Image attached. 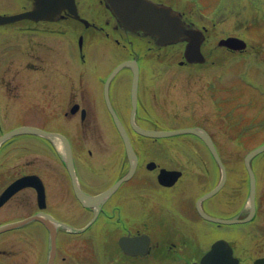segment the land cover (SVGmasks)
Wrapping results in <instances>:
<instances>
[{"label": "rangeland", "instance_id": "374dc122", "mask_svg": "<svg viewBox=\"0 0 264 264\" xmlns=\"http://www.w3.org/2000/svg\"><path fill=\"white\" fill-rule=\"evenodd\" d=\"M163 1L182 9L185 16L198 25L207 27V40L203 46L207 60L198 64H181L180 61L184 60L182 45L160 49L150 42L138 39V46L142 43L144 49L147 48L146 59H149L151 64L150 70L148 64L144 66L141 94L145 112L141 113L153 122L150 123L148 120L141 122L149 126L157 124L156 127L159 128L185 127L192 124L203 126L213 135L221 152L228 155L229 159H234L233 162L230 161L231 166L234 163L239 165L237 158L241 160L249 149L264 142V0H234L232 7L227 0H205L204 3L207 4L204 8L205 12L197 10L195 0ZM28 2L29 0H0V14H10ZM82 5L81 11L89 19L94 18L96 23L99 22L95 17L96 12H100V17L104 14V18H108L106 16L109 13L104 10L106 6L101 0H83ZM77 23L73 21L43 22L35 26L36 23L22 20L0 25V74L6 82L12 81L9 82L12 88L20 87L18 84L22 82L26 84V87L29 86V81L34 82L32 78L35 77L29 79L28 75L36 74L37 113H31L28 122L38 127L53 128L56 123L54 115L61 114L60 117H65L63 121L67 123L66 120L71 118L78 129L80 114L76 116L70 113L64 114L67 104L79 102L83 106L90 107L91 115L81 125V132L86 145L90 146L92 143L96 151V160L106 162L105 156L109 157L107 164L110 166L101 165L97 169V173L100 174L104 172V169L111 167L105 174L104 185L107 186L120 170L119 160L122 159V155L117 149L118 152L115 151V154L109 156L113 146L116 150V145L111 139L116 134L115 140H118L117 133L113 131L111 136L109 130L112 124L109 117L103 114V108L100 109L97 105L101 104L99 94L102 92L103 83L100 77H103L102 74L109 69V64L106 62L109 60L113 64L117 63L118 60L114 61V59L120 51L118 49L108 51L107 49L111 46L96 42L93 37H89L95 34L93 30L87 29L83 33L86 35L84 50L89 67L86 62L83 65L80 64V53L77 48L80 28H76L79 26ZM83 29L86 28L83 26ZM43 30L55 33L51 34ZM57 32L59 33L56 34ZM227 35L244 37L249 43V48L240 52L219 45V39ZM257 45L260 48H257ZM103 70L105 72L99 78L93 76V73H100ZM130 84V76L123 78L114 86L113 92L118 106L122 104L120 109L125 118L127 117L124 108L125 99H129ZM1 93L2 88H0V104ZM6 108L10 110V113L15 111L14 106L6 105ZM56 126H58L57 123ZM70 131L75 132V129L70 128ZM140 138L134 136L135 140L151 144L148 143L149 140ZM184 140H186L184 136L160 140L158 143L151 144L155 149L145 157H155L169 168L182 169L179 162L196 165V158L191 154L188 156L189 153H193L192 150L181 149ZM43 145L46 144L43 143ZM136 145L138 149L142 148L137 141ZM163 147L169 148L165 158L161 156ZM186 148H188L187 145ZM144 149H147V146L144 145ZM46 153L47 150L41 148V157L38 156L42 164L49 168L55 167L53 160ZM29 154L37 156L38 152L34 153L31 150ZM261 161L264 162V157ZM195 168L198 169L197 166ZM195 168H189L190 170L187 171L195 174ZM79 172L83 178H87L85 184L92 187L93 179L91 182L88 181L91 179L90 175L83 173L82 169ZM259 173L260 212L258 218L250 224H255V227L247 226L246 231L236 227H218L217 224L197 217L193 221L185 222V229L191 228L190 232L193 234L187 238H191L193 243L196 242L201 246L200 254L206 251L218 236H228L239 249L247 247L248 244L257 249L262 247L258 244L264 233V168L260 169ZM198 174L197 172L196 175ZM204 178L205 176L202 175L200 180ZM183 183L186 187H181ZM229 183L225 189L226 193L230 191L232 185L234 190L236 189L235 180ZM140 184L141 182L136 180L132 186ZM177 184L173 188L162 187L155 183V180L149 179L146 186L153 191L154 204L151 205V211L146 220L150 224L149 232L161 243L165 242L163 249L166 250V246H170L174 250L171 252L174 256L181 255L184 258V254L188 253L187 248L183 253L181 240L176 236V229L183 227V216L186 218L188 215L187 207L195 213L192 201L206 188L197 183L196 194L189 195L191 201L189 202L181 195L182 192L188 191V194L192 192V182L185 179L180 182L181 185ZM177 186L178 189H176ZM94 190L99 189L94 188ZM157 194L163 195L167 202L159 200ZM246 197V186H244L243 193L235 195L238 199L234 202L238 201L242 206ZM211 206L219 210L227 208L220 199H214ZM135 208L137 209L136 205ZM141 211L142 214L146 213L144 205L138 207L137 212ZM88 216L89 214H86V219ZM129 220L135 222L136 215ZM137 220L139 223V219ZM254 231H257L260 236L252 235ZM110 235L114 237V233ZM59 255L57 264H63V254ZM68 259H71V256L64 264H68ZM187 262L186 259V261L172 262V264H187ZM70 264L74 262L71 260Z\"/></svg>", "mask_w": 264, "mask_h": 264}, {"label": "flooded vegetation", "instance_id": "af4514ba", "mask_svg": "<svg viewBox=\"0 0 264 264\" xmlns=\"http://www.w3.org/2000/svg\"><path fill=\"white\" fill-rule=\"evenodd\" d=\"M104 28L102 26L100 31ZM125 33L128 34L127 32ZM107 35L109 36L108 33ZM125 46L127 44H124L123 47ZM126 53L132 57H139L141 54L138 50ZM139 62L140 66H142V60H139ZM126 69L130 70L129 68ZM33 76H35V78H32L34 82L30 83L29 81V86L26 87L25 83L22 82V84H18L20 87L14 86L15 88H12L9 84L12 81L6 82L3 75L1 76L0 74V88H2L0 128L4 124L24 123L32 112H37V77L36 74H33ZM27 97L28 101H26ZM6 105L14 106L15 111H11L10 113ZM105 107L106 105H104ZM83 109H85L83 116V120H85L91 115V110L89 106L81 107L80 116ZM55 120L58 124L57 127H59L62 119L56 118ZM70 123L72 122H67V125ZM59 131L65 133V129ZM68 137L72 142L73 139L69 135ZM83 154L84 152L79 157H82L83 161L88 164V160L84 158ZM89 154H91V151H89ZM196 154L200 157L206 156L201 153ZM39 156L37 155V159H35L33 164L26 161L25 148L21 143L16 146L12 143L11 148H8L5 153L3 151L0 155V196L5 190L9 189L15 180L30 173L38 174L43 179L46 195V201L42 202L39 199L37 189L29 186L21 188L12 195L5 197L0 203V226L2 227L37 213L45 212L51 215L58 225V247L55 264H57L60 258L59 254H63V264L67 262L69 256H71L72 260H76L74 264H132L131 260L132 258H136V255L126 253L118 245L119 254L115 257L106 256L103 243L107 239L105 235L107 231H118V239L121 235L132 234L131 230L133 226L132 224L128 225L127 222H115L116 225L114 227L107 225L108 221H115L112 218L117 219L121 207H124L121 196L122 192H119L120 190L117 191L100 208L99 215L87 229L81 232H74L69 226L83 227L87 225L91 220V214H95V210L84 207L77 200L71 177L63 163H60L59 168H49L47 165L42 164ZM53 162L56 166V159ZM106 162H109V157ZM212 162L213 164H217L215 160H212ZM120 163L119 161V165ZM139 165L143 170L144 159L142 156ZM87 167L91 170L95 166L91 167L87 165ZM110 168L104 169V172L100 174L97 173V169L92 170L91 173H88L91 177L88 181L91 182L93 179L94 184L97 182L101 183L106 179L105 174L109 172ZM77 177L81 187L87 192L91 191V187L85 184L86 179L78 174ZM132 183L125 185L123 188L121 187L125 192L123 199H127L130 194L138 190V186H132ZM112 198L115 200L113 203ZM86 214H89L87 219ZM50 222L51 220L47 218H44V220L38 218L23 225L2 229L0 231V264H47L48 253L50 251V227L48 225ZM238 252L236 251L235 255L239 258L240 264H255V259L250 262L247 258L248 250H245L244 253L243 251ZM71 259H68V264H70ZM81 259L84 260L83 263H80Z\"/></svg>", "mask_w": 264, "mask_h": 264}, {"label": "water", "instance_id": "95a60500", "mask_svg": "<svg viewBox=\"0 0 264 264\" xmlns=\"http://www.w3.org/2000/svg\"><path fill=\"white\" fill-rule=\"evenodd\" d=\"M107 5L111 8L113 13L118 18L119 22L126 28H130L134 31H142L146 34L152 35L156 38L158 44H171L176 42H186L184 55L187 61L189 62H202L205 60V56L201 50L203 41L205 40V33L203 29L199 27L192 26L188 24L182 16V12L175 10L172 6L156 2L154 0H106ZM63 10H69L74 13L76 17H79L77 13V4L76 0H35L34 6L31 10L23 11L17 14L11 15H0V24L14 22L23 18H31L34 20H54L60 17ZM220 44L226 45L233 49H243L246 46V41L238 36H229L227 38H222ZM131 65L133 69V83H132V101H133V111H132V125L137 132L152 137H163L169 136L182 132H192L201 136L206 143L208 144L210 150L218 160L219 164L222 167V178L218 185L205 195L210 196L217 192L225 183L226 180V169L223 165L217 149L211 139L209 133L199 127H187V128H178L172 130H156V129H147L142 128L135 124L134 115L137 105V89L139 81V65L136 60L125 61L119 64L111 74L108 76L105 82V97L109 110L112 114L114 122L117 126L118 131L120 132L127 152L130 158L131 167L128 174L114 183L108 190L104 191L101 194L91 196L83 193L81 190L77 189V193L84 201V203L91 205L98 202H103L117 187L120 183L129 178L136 169L137 163V154L133 149L131 144V139L125 128L124 124L120 120L118 114L112 107V104L108 97V88L109 84L114 77V75L125 65ZM17 132H36L45 136L59 135L62 137L65 148L68 165L73 172V161H72V150L70 143L67 138L61 134H55L53 132H48L40 128L34 127H21L10 134ZM264 151V145L259 146L251 150L245 157V163L247 165L249 175H250V191H249V205L251 206V211L248 217H252L255 213L256 206V177L255 173L250 165L251 159L258 153ZM161 176H172L175 178L177 172L175 171H165L163 170ZM205 216L211 220L219 222H236L240 221L238 218L234 217L231 219H219L209 215ZM124 241L122 244L124 245ZM223 243V244H222ZM202 264H236V260L233 257L232 250L226 242H216L212 249L202 258Z\"/></svg>", "mask_w": 264, "mask_h": 264}, {"label": "trees", "instance_id": "16d2710c", "mask_svg": "<svg viewBox=\"0 0 264 264\" xmlns=\"http://www.w3.org/2000/svg\"><path fill=\"white\" fill-rule=\"evenodd\" d=\"M204 1L205 0H195V2L198 4V6H199V8H200V10H202L203 12L205 11V7L207 6V4L206 3H204ZM207 1H209V0H207ZM211 1V0H210ZM216 1V0H215ZM227 1H229L228 3L230 4V6L232 7L233 6V4H234V0H227ZM239 1H242V0H239ZM208 3V2H207ZM204 4H206L205 6H204ZM210 4V3H209ZM208 4V5H209Z\"/></svg>", "mask_w": 264, "mask_h": 264}]
</instances>
